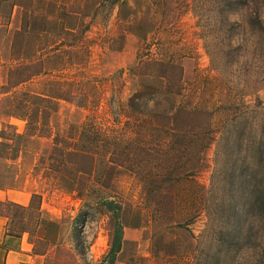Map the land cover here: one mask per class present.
<instances>
[{"label":"rangeland","instance_id":"obj_1","mask_svg":"<svg viewBox=\"0 0 264 264\" xmlns=\"http://www.w3.org/2000/svg\"><path fill=\"white\" fill-rule=\"evenodd\" d=\"M237 2L0 0V153L35 192L0 213L44 264H109L104 200L110 264H264V0Z\"/></svg>","mask_w":264,"mask_h":264},{"label":"crops","instance_id":"obj_2","mask_svg":"<svg viewBox=\"0 0 264 264\" xmlns=\"http://www.w3.org/2000/svg\"><path fill=\"white\" fill-rule=\"evenodd\" d=\"M21 156L20 151L13 159L0 156V203L26 209L35 192L28 190L27 180L22 175ZM9 224V216L0 213V264H44L47 253L34 252L30 232L24 229L10 230Z\"/></svg>","mask_w":264,"mask_h":264},{"label":"trees","instance_id":"obj_3","mask_svg":"<svg viewBox=\"0 0 264 264\" xmlns=\"http://www.w3.org/2000/svg\"><path fill=\"white\" fill-rule=\"evenodd\" d=\"M233 1L237 4V3H239L237 1H240V0H231V3ZM104 3L108 4L110 7H113L117 4L121 6V5H123L124 0H104ZM220 6L224 7L225 5L221 4ZM17 32L19 33V31H17ZM138 94L139 93H137V95ZM131 98H132V101H134L133 97H131ZM224 139L226 140L228 138H224ZM237 142L239 145L241 143H243L242 136L240 138V141H237ZM241 146H242V144L240 145V147ZM70 150H72V149H68V152L71 153L72 151H70ZM74 152L78 153V150L76 149ZM257 152H258L259 156H264V146H262L261 148L259 147ZM0 156H4V155H2V153H0ZM235 169H237V165H236V163L233 162V164L231 165V172H232L231 175L233 177H234V172H236ZM103 202L106 205L107 209L111 212V220H112L110 249H109V252L106 256V258H107L106 260L110 264L114 261L116 254L121 250V247L123 244V233H124V231H123V225L121 224V222L119 220L120 213L118 211V208H120V204H118L117 202L112 201V200H104ZM257 202H258V200H257Z\"/></svg>","mask_w":264,"mask_h":264}]
</instances>
